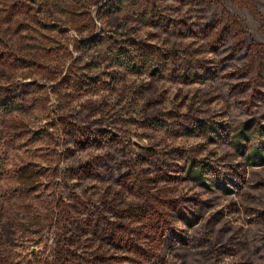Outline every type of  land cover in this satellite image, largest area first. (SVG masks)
Returning <instances> with one entry per match:
<instances>
[{"label":"rangeland","instance_id":"1","mask_svg":"<svg viewBox=\"0 0 264 264\" xmlns=\"http://www.w3.org/2000/svg\"><path fill=\"white\" fill-rule=\"evenodd\" d=\"M0 264H264V0H0Z\"/></svg>","mask_w":264,"mask_h":264},{"label":"trees","instance_id":"2","mask_svg":"<svg viewBox=\"0 0 264 264\" xmlns=\"http://www.w3.org/2000/svg\"><path fill=\"white\" fill-rule=\"evenodd\" d=\"M112 10H114V9H112ZM172 25H174V24H172ZM169 26H171V25H169ZM218 43H219V45H223L224 40H222V38H221ZM144 51L145 52L142 53V55L140 54L141 57H143L144 59L145 58L149 59V58H153L154 57V54L152 53L153 51H151L150 49L145 48ZM80 136H82V137L78 136L77 139H75V140H76V145L79 146V147H82V148L83 147L93 146L94 144H96L99 141V139L96 136H94V135L92 136V135L81 134ZM115 143L116 142H114L113 144H115ZM121 172H123V171H121ZM178 242L179 243L180 242H184V240L180 239L179 241H177V243ZM114 244L119 246V243H114Z\"/></svg>","mask_w":264,"mask_h":264}]
</instances>
